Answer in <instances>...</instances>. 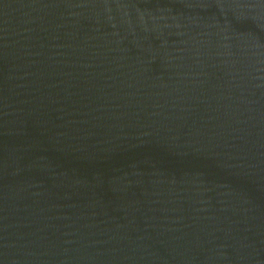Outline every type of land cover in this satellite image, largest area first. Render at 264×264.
Returning a JSON list of instances; mask_svg holds the SVG:
<instances>
[{
	"label": "water",
	"instance_id": "1",
	"mask_svg": "<svg viewBox=\"0 0 264 264\" xmlns=\"http://www.w3.org/2000/svg\"><path fill=\"white\" fill-rule=\"evenodd\" d=\"M0 264H264V0H0Z\"/></svg>",
	"mask_w": 264,
	"mask_h": 264
}]
</instances>
